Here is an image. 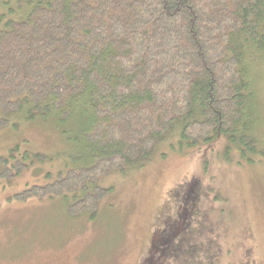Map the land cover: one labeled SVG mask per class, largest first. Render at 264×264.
I'll use <instances>...</instances> for the list:
<instances>
[{
	"label": "trees",
	"instance_id": "trees-1",
	"mask_svg": "<svg viewBox=\"0 0 264 264\" xmlns=\"http://www.w3.org/2000/svg\"><path fill=\"white\" fill-rule=\"evenodd\" d=\"M3 4L0 128L50 120L73 144L66 172L46 173L49 185H60L53 191L71 193L72 214L93 213L97 179L147 156L171 131L184 145L224 138L253 161L251 70L253 61L264 67V0ZM42 156L13 145L0 156V181ZM188 213L183 208L173 227L153 234L152 257L142 264L192 254L195 245L181 233Z\"/></svg>",
	"mask_w": 264,
	"mask_h": 264
},
{
	"label": "rangeland",
	"instance_id": "rangeland-1",
	"mask_svg": "<svg viewBox=\"0 0 264 264\" xmlns=\"http://www.w3.org/2000/svg\"><path fill=\"white\" fill-rule=\"evenodd\" d=\"M15 1L0 0V11ZM252 63V162L224 138L184 145L171 131L147 156L97 179L95 193L102 192L93 213L72 214L71 193L49 185L72 165L74 150L53 121L1 127L0 156L18 144L43 161L0 181V264L146 263L153 234L173 227L183 208L189 215L181 233L195 250L164 264H264V67Z\"/></svg>",
	"mask_w": 264,
	"mask_h": 264
},
{
	"label": "flooded vegetation",
	"instance_id": "flooded-vegetation-1",
	"mask_svg": "<svg viewBox=\"0 0 264 264\" xmlns=\"http://www.w3.org/2000/svg\"><path fill=\"white\" fill-rule=\"evenodd\" d=\"M152 244V243H151ZM155 244H153V248H155V246H154ZM152 247V246H151ZM150 248V247H149ZM149 252H150V250H149ZM150 255V254H149ZM146 256H148V252H147V254H146Z\"/></svg>",
	"mask_w": 264,
	"mask_h": 264
}]
</instances>
